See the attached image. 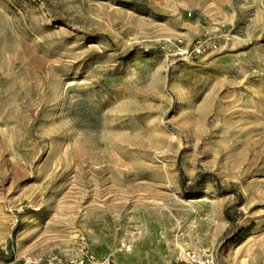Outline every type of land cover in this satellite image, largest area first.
<instances>
[{
  "label": "rangeland",
  "instance_id": "1",
  "mask_svg": "<svg viewBox=\"0 0 264 264\" xmlns=\"http://www.w3.org/2000/svg\"><path fill=\"white\" fill-rule=\"evenodd\" d=\"M205 249L264 264V0H0V264Z\"/></svg>",
  "mask_w": 264,
  "mask_h": 264
},
{
  "label": "built area",
  "instance_id": "2",
  "mask_svg": "<svg viewBox=\"0 0 264 264\" xmlns=\"http://www.w3.org/2000/svg\"><path fill=\"white\" fill-rule=\"evenodd\" d=\"M203 42L196 45V53H199ZM20 264H110L107 259L98 261L90 253H82L76 256H67L57 253H48L40 255H29L21 259ZM176 264H217L216 254L213 250L205 249L202 251H183Z\"/></svg>",
  "mask_w": 264,
  "mask_h": 264
},
{
  "label": "trees",
  "instance_id": "3",
  "mask_svg": "<svg viewBox=\"0 0 264 264\" xmlns=\"http://www.w3.org/2000/svg\"><path fill=\"white\" fill-rule=\"evenodd\" d=\"M179 176H180V182H181V184L183 185L184 184V179H183V177H182V173L180 172L179 173ZM200 184L201 183H204V182H213V177L211 176V175H202L201 177H200V180L198 181ZM224 216H225V218H226V220L228 221V223H229V226H233V224H235V219H233V218H231L229 215H228V213H227V211H224Z\"/></svg>",
  "mask_w": 264,
  "mask_h": 264
},
{
  "label": "crops",
  "instance_id": "4",
  "mask_svg": "<svg viewBox=\"0 0 264 264\" xmlns=\"http://www.w3.org/2000/svg\"><path fill=\"white\" fill-rule=\"evenodd\" d=\"M192 251H194V250H192ZM180 254H181V253H179L178 255H180ZM177 258H178V257H177ZM177 258H176V259H177ZM176 259H175V260H176ZM175 262H176V261H175Z\"/></svg>",
  "mask_w": 264,
  "mask_h": 264
}]
</instances>
